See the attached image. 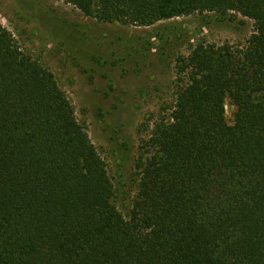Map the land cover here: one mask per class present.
I'll list each match as a JSON object with an SVG mask.
<instances>
[{
    "label": "trees",
    "instance_id": "1",
    "mask_svg": "<svg viewBox=\"0 0 264 264\" xmlns=\"http://www.w3.org/2000/svg\"><path fill=\"white\" fill-rule=\"evenodd\" d=\"M66 1L137 26L236 12L254 30L180 58L126 215L68 94L0 21V264H264V0Z\"/></svg>",
    "mask_w": 264,
    "mask_h": 264
},
{
    "label": "rangeland",
    "instance_id": "2",
    "mask_svg": "<svg viewBox=\"0 0 264 264\" xmlns=\"http://www.w3.org/2000/svg\"><path fill=\"white\" fill-rule=\"evenodd\" d=\"M0 21L51 70L108 165L124 214L137 193L143 137L182 83L179 61L200 44H246L254 21L206 12L137 26L107 21L66 0H0ZM235 107L227 103L233 121Z\"/></svg>",
    "mask_w": 264,
    "mask_h": 264
}]
</instances>
